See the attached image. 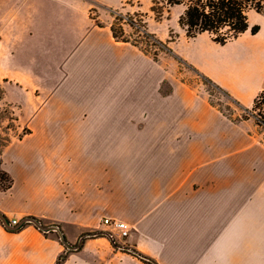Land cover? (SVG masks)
I'll return each instance as SVG.
<instances>
[{
  "label": "crops",
  "instance_id": "0c3cea01",
  "mask_svg": "<svg viewBox=\"0 0 264 264\" xmlns=\"http://www.w3.org/2000/svg\"><path fill=\"white\" fill-rule=\"evenodd\" d=\"M123 4L0 0L13 45L0 82L29 130L0 154L11 180L0 185V264H264V133L90 16ZM254 24L224 45L202 34L173 48L249 107L264 91V21ZM2 216L42 227L9 230ZM104 218L130 235L114 244Z\"/></svg>",
  "mask_w": 264,
  "mask_h": 264
},
{
  "label": "rangeland",
  "instance_id": "374dc122",
  "mask_svg": "<svg viewBox=\"0 0 264 264\" xmlns=\"http://www.w3.org/2000/svg\"><path fill=\"white\" fill-rule=\"evenodd\" d=\"M93 7L90 16L96 20L97 24H112L120 39L124 38L136 43L153 59L159 60L160 69L168 70L173 75L171 79L175 84H183L195 89L232 120L250 118L257 124L259 122L258 130L264 133V123H262L264 122V104L259 102L254 107V102L261 93L249 107H243L229 92L197 73L176 56L177 51L173 48L174 46L181 50L188 41L191 42L195 38L188 37L186 29L180 25V18L186 9L185 5L170 6L164 0H124L123 6L114 11H109L105 6L94 5ZM152 7L163 15L160 17V13L153 11ZM248 17L251 26L258 20L264 21V9L261 12L254 8L250 9ZM202 34L214 43L220 44L214 40L215 35L209 32L200 33L196 37ZM5 37L6 28L0 27V53L7 52V47L13 46L3 43ZM171 86L170 79L160 82L163 92L169 91ZM5 91V83L0 82V154L8 143L29 131L27 126L22 128L17 122L18 112L7 103ZM10 181L6 172L0 168L1 187L8 185Z\"/></svg>",
  "mask_w": 264,
  "mask_h": 264
},
{
  "label": "trees",
  "instance_id": "16d2710c",
  "mask_svg": "<svg viewBox=\"0 0 264 264\" xmlns=\"http://www.w3.org/2000/svg\"><path fill=\"white\" fill-rule=\"evenodd\" d=\"M164 1H166L167 4L170 6H175V5L186 6L185 12L180 18V25L186 29V33L188 37H196L200 33L209 32L215 35L214 40L216 42L223 45L226 44L230 39L235 38L239 34L244 33L249 29L252 34L258 33L260 30L259 25H254L250 27L248 11L254 8L257 11L261 12L264 9V0H164ZM152 10L158 14L160 13V17L163 15L162 12L156 11L154 7H152ZM112 32L115 38L118 39L121 38L120 36L117 35L113 25H112ZM120 40L130 42L129 40H126L124 38ZM263 100H264V91H262L261 94L256 98L254 102V107H256L259 102L264 104ZM258 124L260 123L258 122ZM9 186H11V181L8 185H6V187ZM2 217L4 219H7L4 216ZM64 259H65V255H61L58 261L56 262V264H62Z\"/></svg>",
  "mask_w": 264,
  "mask_h": 264
},
{
  "label": "built area",
  "instance_id": "2783aa9c",
  "mask_svg": "<svg viewBox=\"0 0 264 264\" xmlns=\"http://www.w3.org/2000/svg\"><path fill=\"white\" fill-rule=\"evenodd\" d=\"M4 224L6 228L13 229V230H20L24 227H26L29 224H36L39 227H42L40 222H38L36 219L31 217H25V218H12V219H3ZM101 225L105 226L108 230V236L112 240L114 244L117 243L116 238L119 239H126L131 232V227L128 223L125 221H121L118 219H112V218H104L101 221Z\"/></svg>",
  "mask_w": 264,
  "mask_h": 264
},
{
  "label": "water",
  "instance_id": "95a60500",
  "mask_svg": "<svg viewBox=\"0 0 264 264\" xmlns=\"http://www.w3.org/2000/svg\"><path fill=\"white\" fill-rule=\"evenodd\" d=\"M1 216V215H0Z\"/></svg>",
  "mask_w": 264,
  "mask_h": 264
}]
</instances>
